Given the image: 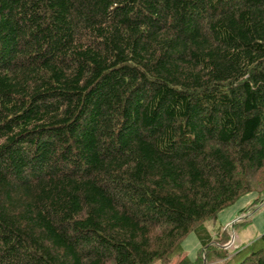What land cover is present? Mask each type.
<instances>
[{
	"label": "trees",
	"instance_id": "obj_1",
	"mask_svg": "<svg viewBox=\"0 0 264 264\" xmlns=\"http://www.w3.org/2000/svg\"><path fill=\"white\" fill-rule=\"evenodd\" d=\"M263 191L264 0H0V264H196Z\"/></svg>",
	"mask_w": 264,
	"mask_h": 264
},
{
	"label": "rangeland",
	"instance_id": "obj_2",
	"mask_svg": "<svg viewBox=\"0 0 264 264\" xmlns=\"http://www.w3.org/2000/svg\"><path fill=\"white\" fill-rule=\"evenodd\" d=\"M256 196L254 192L244 194L221 210L214 221L204 222L213 236L222 238V229H226L228 238L224 243L214 240L213 244L223 250L219 249L220 253L216 255L219 250H213L212 246L201 255V259L196 264H231L242 248L264 233V191L258 195V198ZM199 250L200 243L191 231L182 240L183 253L175 254L168 264H177L184 255L194 262Z\"/></svg>",
	"mask_w": 264,
	"mask_h": 264
}]
</instances>
